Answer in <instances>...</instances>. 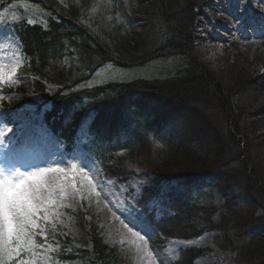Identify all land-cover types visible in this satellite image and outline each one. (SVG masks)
<instances>
[{"label":"trees","instance_id":"obj_1","mask_svg":"<svg viewBox=\"0 0 264 264\" xmlns=\"http://www.w3.org/2000/svg\"><path fill=\"white\" fill-rule=\"evenodd\" d=\"M148 1L171 39L139 54L119 33L112 44L92 34L78 5L65 10L53 0H42L54 14L48 27L22 24L16 32L32 75L60 89L49 96L42 82L35 86L53 103L49 116L66 141L94 117L88 129L94 141L86 148L97 156L108 178L126 184L143 172L148 185L137 203L164 238L190 240L217 232V243L233 253L234 264H264V238L252 235L254 230L264 232V73H251L229 56L215 60L205 44L199 47L195 26L198 11L208 0ZM73 48L86 65L85 74L75 80L62 66L63 55ZM244 48L264 58V42L259 46L235 42L228 49L241 53ZM176 55L188 59L184 76L69 92L104 63L132 68ZM161 180L172 185L166 194L159 187ZM207 180L222 199L227 198L221 205L199 204L196 195ZM234 189L255 204L239 206L237 197L231 196ZM153 202L164 206L160 219L150 207ZM50 235L66 247L55 232ZM88 236L97 264L117 260L95 223L89 224ZM207 251L182 250L172 264H194Z\"/></svg>","mask_w":264,"mask_h":264},{"label":"rangeland","instance_id":"obj_2","mask_svg":"<svg viewBox=\"0 0 264 264\" xmlns=\"http://www.w3.org/2000/svg\"><path fill=\"white\" fill-rule=\"evenodd\" d=\"M34 1L36 0H0V68L6 71L15 69V76L11 82L6 80L0 83V131L4 130L5 125L13 129L8 136L11 139L10 148L16 152L10 167L19 168L21 172H37L44 167L61 169L59 172H50L45 177L44 207L47 209L49 219L47 221L38 219V223L55 225L54 228L70 241L67 253L74 255L77 260L61 263L57 258L55 241L37 242L36 234L40 231V228H37L26 238L30 243L25 245L19 257L9 259L6 253L0 252V264H19L20 260L28 261L30 264H93L92 249L86 235L88 223L93 220L98 224L105 243L116 251L117 260L113 264H170L176 252L193 247L208 250L195 261V264H234L233 253L223 250L217 243L216 239L219 236L217 232H206L188 241L169 240L163 245L157 243L156 232L153 229L144 240L133 236L121 223L124 219L121 213L130 215L142 213L134 203V198L140 194L142 182L135 179L129 185H118L104 178L95 161L88 162V166L85 167L81 158L83 154L78 153V149L74 154L66 155L63 147L42 123V115L35 107L22 103L36 100L39 96L30 72H24L19 41L8 27L22 21L45 24L47 13ZM57 1L64 8H68L70 2H75L82 11L84 25L92 34H98V37L112 44L113 36L119 33L139 54L155 50L171 39L166 25L158 19L147 0ZM229 4L230 7L227 6ZM241 7H247L250 19L258 20V15L264 13L262 11L264 5L259 4L258 0H252V3H246ZM206 12V17L200 19L203 24L196 35L200 39L205 38V47L209 54L215 60L226 59L229 56L239 60L253 73H262L264 59L256 57L246 48L242 49L241 53L230 51L229 45L219 41L215 34L221 27L230 29L232 25H238L235 19V0H216ZM228 23L231 27L226 26ZM258 34L264 35L254 32L255 36ZM199 44V47H202L201 42ZM62 63L67 69L65 75L73 80L85 71L76 49L66 51ZM187 68L188 60L184 56H168L134 69H120L110 64L99 70L90 82L88 80L79 87L93 88L110 82L126 83L142 79L170 80L184 76ZM47 89L53 91L56 87L48 84ZM8 90H12V93L2 94ZM5 114L11 116L8 122L4 120ZM19 135L27 138L26 144L22 147L16 146ZM85 136L83 132L81 137ZM36 143L39 144L38 151L31 149ZM72 164H76L75 169L71 167ZM49 191L52 192L53 204L46 203ZM196 196L199 204L213 206H219L227 199L221 198L210 181L202 184ZM231 196L237 197L238 205L241 207L255 204L242 190L234 189ZM43 215L45 212L41 210L39 216ZM252 235L264 238L262 229L253 231Z\"/></svg>","mask_w":264,"mask_h":264},{"label":"snow or ice","instance_id":"obj_3","mask_svg":"<svg viewBox=\"0 0 264 264\" xmlns=\"http://www.w3.org/2000/svg\"><path fill=\"white\" fill-rule=\"evenodd\" d=\"M246 3H252V0H235V19L240 22L247 21V26L253 32L264 34V15L258 20L250 19L247 7H241ZM258 3L264 5V0H258ZM242 27H244L243 23L237 27L236 31H240ZM14 76L15 69L6 71L0 68V83L6 80L11 82ZM12 132L13 129L7 125L3 131H0V252L6 253L9 259L19 257L25 245L30 243L26 238L30 237L33 229L40 228L38 219L44 221L49 219L47 209L44 207V181L48 173L61 171L59 168L44 167L37 172H21L19 168L10 167L16 152L10 148L11 139L8 134ZM31 149L38 151L39 144H33ZM84 166H88L87 158H85ZM71 167L75 169L76 164H72ZM46 203H54L50 191L47 193ZM41 210L45 212L42 217L39 216ZM121 215L124 216L121 223L127 231L138 239L144 240L151 230V224L147 218L142 213L136 215L121 213ZM19 264H30V262L20 260Z\"/></svg>","mask_w":264,"mask_h":264},{"label":"bare ground","instance_id":"obj_4","mask_svg":"<svg viewBox=\"0 0 264 264\" xmlns=\"http://www.w3.org/2000/svg\"><path fill=\"white\" fill-rule=\"evenodd\" d=\"M205 46H206V44H205Z\"/></svg>","mask_w":264,"mask_h":264}]
</instances>
